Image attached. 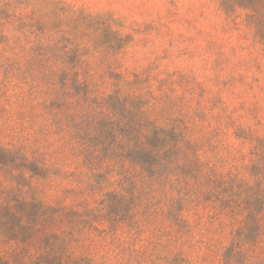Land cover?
I'll list each match as a JSON object with an SVG mask.
<instances>
[{
    "label": "clouds",
    "instance_id": "1",
    "mask_svg": "<svg viewBox=\"0 0 264 264\" xmlns=\"http://www.w3.org/2000/svg\"><path fill=\"white\" fill-rule=\"evenodd\" d=\"M0 264H264V0H0Z\"/></svg>",
    "mask_w": 264,
    "mask_h": 264
}]
</instances>
